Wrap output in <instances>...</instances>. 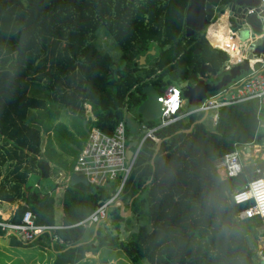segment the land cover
Masks as SVG:
<instances>
[{
	"label": "trees",
	"instance_id": "obj_1",
	"mask_svg": "<svg viewBox=\"0 0 264 264\" xmlns=\"http://www.w3.org/2000/svg\"><path fill=\"white\" fill-rule=\"evenodd\" d=\"M232 1L221 0V5ZM188 3L0 0V202H22L10 222L19 223L29 210L36 224L54 223L53 195L28 184V178L34 174L43 179L50 173V141L42 149V134L49 132L55 117L48 115L55 107L66 108L80 121L87 118L89 127L106 134L124 120L126 143L135 147L144 135L141 125L157 124L136 112L145 99L144 86L152 85L159 95L172 84L193 86L202 63L225 73L228 55L209 45L205 30L186 34ZM100 30L116 45L117 59L97 44ZM208 34L216 33L210 27ZM261 107L259 111L257 100L221 107L213 128L195 123L202 114L179 119L154 132L162 140L156 153V143L145 139L123 188L133 197L131 211L141 222L121 239L120 222L129 217L113 207L108 226L97 229L96 246L120 249L134 264H256L264 220L239 219L244 205L234 204L231 195L248 181L264 178V161H242V172L225 178L214 164L236 147L264 146ZM71 182L62 193L64 228L57 231L68 247L62 264L83 258L92 243L80 244L84 229L74 224L114 190L110 184L83 192Z\"/></svg>",
	"mask_w": 264,
	"mask_h": 264
},
{
	"label": "built area",
	"instance_id": "obj_2",
	"mask_svg": "<svg viewBox=\"0 0 264 264\" xmlns=\"http://www.w3.org/2000/svg\"><path fill=\"white\" fill-rule=\"evenodd\" d=\"M264 8V0H259L255 7L247 8L246 15L253 14L256 9ZM205 38H208V32L205 30ZM217 34V33H216ZM218 38L220 34L216 35ZM216 43H210L212 48L220 49L228 55V59L223 67L224 72L237 64L249 61V71L241 75L235 82L228 84L221 91H218L207 97L204 101L191 109H186L187 99L182 96V90L186 88L185 84H172L165 88L159 100L161 101V114L157 119V124L147 128L144 124L141 129L144 135L141 141L132 150V155L127 162L125 122L121 120L115 126L112 134H106L98 128L92 126L88 130V139L85 147L78 154L73 171L80 175L86 183L93 186L106 187L114 185V190L110 197L101 202L87 217L80 220L75 226H91L93 224L108 223V214L110 207L118 205V196L123 191L126 179L133 167L140 147L145 139H151L157 142L154 132L163 127L169 126L179 119L186 118L192 114L216 111L217 109L249 100H257L260 103L264 99V57L253 56V58H243L239 55L237 43L234 34L228 36L230 47L225 48L219 45L220 40L217 38ZM208 42V43H209ZM252 52V48H250ZM233 53H236L234 55ZM217 115L210 120V125L215 126ZM245 146L236 147L232 152L224 154L216 159L215 168L221 178L235 177L242 172V161L240 154L244 151ZM264 160V151L262 158ZM258 173L259 170H256ZM231 200L236 205H244V208L238 213L239 219L260 218L264 220V178H255L248 181L241 189L236 190L231 195ZM59 227L52 225H38L35 223V215L27 210L23 213L19 223L0 220V231L8 232L17 237L22 242L28 243L33 241L38 235L45 232L52 233ZM55 239H59L54 235ZM257 250L256 264L264 263V236ZM261 239V238H259Z\"/></svg>",
	"mask_w": 264,
	"mask_h": 264
},
{
	"label": "crops",
	"instance_id": "obj_3",
	"mask_svg": "<svg viewBox=\"0 0 264 264\" xmlns=\"http://www.w3.org/2000/svg\"><path fill=\"white\" fill-rule=\"evenodd\" d=\"M221 9L217 10L215 17L212 19V21H210L208 23L205 30H207V32H208L210 27H212L215 33L220 34L222 37L225 36L227 38L230 34H234V37H235L234 39L237 43L239 55L245 59L248 58L249 54L251 53L249 43L251 42V40H254L256 38H253V36L247 31L248 28L246 26H243L239 29H237V28L233 29L232 26L234 23V18L232 17V15H230V9L226 8L225 11L223 10V8H221ZM210 43H212V41L209 42V45H210ZM3 64L4 63L0 60V69H1ZM261 104L264 106V99L260 103V109L262 108ZM59 109L61 112H63V110H64V109H62L61 106H58V107L54 108V111L55 110L57 111ZM219 109H217L216 111H212L213 112L212 114H210L211 111L207 115L205 113H198V114H202V117L200 119H202V121L205 122L207 126L213 128L214 126L210 125V120L213 116L218 115ZM260 109H259V111H260ZM66 111H67L66 112L67 114L69 113L70 115H72L68 110H66ZM198 114H196V115H198ZM61 118H62V114H60L59 118H57V115H56V118H54L52 121L49 132H44L42 134L44 137L42 149H43L44 145L47 143V141L52 142L50 139V136H51V132L54 131L53 130L54 128H52L53 122L58 121ZM156 121H157V119H156ZM81 122H83V126L87 130V137H88V130L90 127L87 124V118ZM260 126H261V121H260ZM52 144H53V142H52ZM85 145H86V141L85 142H82V141L77 142L76 158H77L78 154L80 153V151L85 147ZM3 147H4V140L2 137H0V160L3 157ZM130 149H131V147H130ZM263 151H264V148L258 147L254 151L255 153L258 154L256 156V154L253 152V148L251 146H245L244 151L240 154V159H241V161H245L249 158H254V156H256L260 160L264 161L263 159H261ZM11 155H13L12 151H11ZM242 155L244 156V158H242ZM76 158L74 159L73 164H72V171H73V166L75 164ZM47 161H48V159H47ZM48 165H49V162H48ZM74 174H75L74 178L71 180L72 181L71 185H73L74 183H76L78 181L85 182V180L80 175H78L75 172H74ZM2 176H3V174H1V177ZM48 177H49V175H48ZM62 177L63 176H61V178ZM79 177L82 178L83 180L78 179ZM0 180H1V178H0ZM41 180L42 179H38V176H37L36 181H34L33 183L28 182V184L32 185L33 187H37L38 189L41 190L42 193H48V194L53 195V197H57V196H55V194L60 193V191L58 189V183H55V187L54 186L53 187L42 186V184L40 182ZM92 187L94 188L95 186L92 185ZM62 193H63V190H62ZM62 193H61V197H62ZM132 200H133V197L132 198L128 197V205L125 206L124 202L121 199H118V205L117 206H119V208H120L119 213L122 217H123V214H126V213H128L129 216L132 214V211H131ZM19 204H22V202L21 201H17V202H13V203L0 202V217H1V219L9 221V219L14 215ZM53 208H54V205H53ZM128 217H126V218H128ZM62 219H63V212H61L60 217H59L58 213H56V208H54V223L52 226H57L59 228L52 233L45 232L43 234H40L33 241L28 242V243L20 241L19 239H17V237L15 235H13L11 233L0 231V264H62L61 262H63V259L65 258L62 256V253L68 248V247H65L63 245L62 240L59 238V236L57 234L58 230L64 228V226L62 225ZM99 226H100V224H93L91 226L83 227V229H84V241L80 244L92 243L91 246L88 248V250L89 249H95L97 247L96 246L97 240L95 239V237H96L97 229ZM122 231L123 230H122V225H121L119 232H118L121 239L123 237V235H121ZM54 235H57V237L59 239H55ZM258 236H259V238H261L258 240V247H259V244L263 240L262 237L264 236V228L259 229ZM80 244H77V245H80ZM30 246L38 248L40 250V252L34 251L35 249L33 247H30ZM258 247H257V250H258ZM105 248H107V247H105ZM88 250L84 253L83 258H81L79 261L66 263V264H80L82 261L85 260V255L87 254ZM42 253H46V255L42 256L41 255Z\"/></svg>",
	"mask_w": 264,
	"mask_h": 264
},
{
	"label": "water",
	"instance_id": "obj_4",
	"mask_svg": "<svg viewBox=\"0 0 264 264\" xmlns=\"http://www.w3.org/2000/svg\"><path fill=\"white\" fill-rule=\"evenodd\" d=\"M258 4L259 0H233L232 3L230 2L223 7L221 0H189L184 14L186 34L190 36L195 32L205 30L208 23L215 17L217 10L223 8L225 11L227 8L230 9V15L234 18L232 28L239 29L246 26L248 28L247 31L253 38H256L249 43L252 52L249 54L248 59L253 58V56L264 57V8H258L253 14L246 15L247 8L255 7ZM151 53L153 54V51ZM194 53H199V50H195ZM144 59L145 56L140 58V64L144 63ZM249 69V61L245 60L243 63L231 67L226 74L221 75L219 80L206 82L202 79L205 73L209 74L212 78L218 77L220 73L214 70L210 64L202 63L199 69V81L193 86H188L183 89L182 96L187 99L189 106L194 107L212 94L223 90L228 84L235 82L243 73H247ZM142 92L145 95V99L137 107L136 112L144 120L152 121L158 119L161 114L160 95L152 85L144 86ZM201 121L202 119L197 120L195 123H200ZM191 128L192 126L183 132L187 133ZM161 141V139H158L155 145V153L158 151ZM131 155L132 150L128 147L126 150L127 162ZM151 165L153 166V158L151 159ZM72 186L76 190L83 192H90L93 189L90 183L83 181H78ZM260 264H264L263 261Z\"/></svg>",
	"mask_w": 264,
	"mask_h": 264
},
{
	"label": "rangeland",
	"instance_id": "obj_5",
	"mask_svg": "<svg viewBox=\"0 0 264 264\" xmlns=\"http://www.w3.org/2000/svg\"><path fill=\"white\" fill-rule=\"evenodd\" d=\"M97 44L99 45L102 50L107 51L114 59L119 57V51L114 44L113 40L107 36L103 30H100L97 35ZM145 63V59H144ZM142 63V64H144ZM205 81H211V78L205 76L203 78ZM179 83L176 84L178 86ZM261 106H263L261 104ZM186 109H191L192 107L189 105L185 106ZM87 114H89L88 107ZM63 112L59 110H55L52 114L48 115V119H53L54 117H60L62 114V118L58 121L53 122L52 128H54L51 132L50 139L53 142H50V148L48 149V162L50 166V173L49 177L42 179L40 182L42 186H50L55 187V183H58V189L60 193H56L54 197V208H56V213H58L59 217L62 212V197L61 193L63 188L69 184V182L74 178V171H72V164L74 159L77 155V142H87V130L83 126V122L76 117H72L69 113L67 114L65 108L62 107ZM213 112L211 111L210 114ZM261 128L264 129V115L261 119ZM45 136V135H44ZM44 138V137H43ZM253 148V152L258 148H264L263 145H251ZM131 149L134 150V147L131 146ZM255 153V152H254ZM256 156L258 155L255 153ZM254 156V158H256ZM242 158L244 156L242 155ZM61 176H63L61 178ZM61 178V179H60ZM36 175H30L28 178V182L33 183L36 181ZM58 191V192H59ZM58 194V195H57ZM128 193L126 191H122L118 196V199H121L125 206L128 205ZM113 207H110L109 214H108V223L105 226H108L110 223V215L111 210ZM141 210L145 211L146 206L142 205ZM129 214H123V218L128 217ZM140 220L138 219L137 215L132 213L129 216L128 221L120 222V226L122 225V232L123 235L122 239H126L129 234L133 231H136L137 226L140 224ZM103 226V224H100ZM33 247V246H30ZM35 250L40 252L38 248L33 247ZM42 256L46 255V253H42ZM80 264H134L129 260V258L120 250V249H113V248H105V247H96L95 249H89L87 254L85 255V260L82 261ZM143 264H147L143 261Z\"/></svg>",
	"mask_w": 264,
	"mask_h": 264
},
{
	"label": "flooded vegetation",
	"instance_id": "obj_6",
	"mask_svg": "<svg viewBox=\"0 0 264 264\" xmlns=\"http://www.w3.org/2000/svg\"><path fill=\"white\" fill-rule=\"evenodd\" d=\"M186 30V29H185ZM212 36H215V37H217L216 36V34H211V35H209V38L211 39V40H214V39H212ZM218 38V37H217ZM219 40H220V42L218 43L219 45H221L222 47H225V48H227L228 47V38L227 37H225V36H221L220 38H218ZM214 42L216 43L217 41H215L214 40ZM227 72H225V73H223V74H226ZM207 75H209V74H207V73H205L204 75H203V77H202V79L204 78V76H207ZM222 75V74H221ZM221 75H219L218 77H215L214 78V81H216L217 80V78H218V80L220 79V77H221ZM208 77V76H207ZM209 78V77H208ZM199 79H200V77H199ZM212 80H213V78H212ZM205 81V80H204ZM207 82V81H206ZM210 82H212V81H210Z\"/></svg>",
	"mask_w": 264,
	"mask_h": 264
},
{
	"label": "bare ground",
	"instance_id": "obj_7",
	"mask_svg": "<svg viewBox=\"0 0 264 264\" xmlns=\"http://www.w3.org/2000/svg\"><path fill=\"white\" fill-rule=\"evenodd\" d=\"M215 36H212V39H214L215 41H217V39L216 38H214Z\"/></svg>",
	"mask_w": 264,
	"mask_h": 264
}]
</instances>
